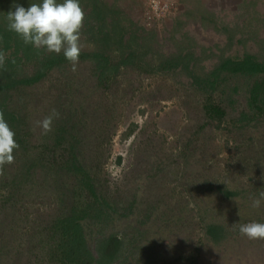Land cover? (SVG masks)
<instances>
[{"label": "rangeland", "instance_id": "374dc122", "mask_svg": "<svg viewBox=\"0 0 264 264\" xmlns=\"http://www.w3.org/2000/svg\"><path fill=\"white\" fill-rule=\"evenodd\" d=\"M18 1L0 0V84L9 85L0 88V112L19 144L0 175V264H68L52 226L74 206L101 213L86 231L103 264H264V240L239 232L264 223V199L252 207L264 191V107L250 99L264 74L220 72L214 88L192 75L246 54L264 60V0H84L82 51L102 46L98 1L117 10L127 40L137 36L122 55L106 50L110 65L131 61L107 79L88 60L76 71L67 62L31 84L21 81L36 61L20 56L28 44L6 17L14 5L42 0ZM169 59L179 64L160 69ZM53 108V131H32ZM73 155L83 169L71 165ZM210 225L221 230L210 235ZM109 238L112 259L111 247L97 251Z\"/></svg>", "mask_w": 264, "mask_h": 264}, {"label": "trees", "instance_id": "16d2710c", "mask_svg": "<svg viewBox=\"0 0 264 264\" xmlns=\"http://www.w3.org/2000/svg\"><path fill=\"white\" fill-rule=\"evenodd\" d=\"M9 3V0H7ZM24 1H18V3H22ZM26 3V2H25ZM81 5L85 6L89 5V3H84V0H80ZM23 4V3H22ZM95 9L92 11L95 13L96 20L105 23L103 26H99L96 33L102 34V37L98 39L99 43H101V48L96 51H82L79 57V60H88L91 62L95 72L99 73V78L107 79L106 74L108 72L115 73L118 71V67L123 63H128L131 61L130 54L127 57H121L119 62L114 65H110L111 54L107 53V49H113V46H116V51L119 54H123L127 47L130 44L134 43L137 39V36H130V39L127 40L125 37L126 33H129V29L125 26H122V22L120 17L114 20L112 17V13L116 14L117 10H107L104 8V3L98 1H92ZM106 9V10H104ZM111 18L109 22H107L108 18ZM103 29V30H102ZM97 35V36H98ZM96 36V37H97ZM12 40L11 36L7 38V42ZM126 42V44H125ZM129 44L127 45V43ZM32 44H28L29 47L27 50L23 51L20 56L25 57L27 60H35V68L33 73L30 76L25 77L21 82L26 84H31L42 80L47 74L56 67L65 65V63L69 62L63 52L60 54H56L54 52H46V49H34L31 47ZM33 46V45H32ZM104 46V47H103ZM113 47V48H112ZM114 50V49H113ZM115 51V50H114ZM44 54V55H43ZM160 69L163 68H172L179 64L178 61H171L170 59L163 62L161 61ZM220 72H227L231 75H243V76H256L258 74H264V60L259 61L253 55L246 54L244 58L240 60H235L232 58L225 59L216 69L209 72L206 77H199V74L193 73V78H195L196 83L200 85H204L207 88H214L216 83V78L218 77ZM109 78V77H108ZM264 80L259 82L255 81V84L250 88V99L252 104L255 105L258 109L264 107V90H261L262 84ZM5 87H9L8 84H0V88L3 89ZM217 112L223 114V111L218 108L215 109ZM64 158V156H63ZM55 161L51 162L50 167H53ZM45 166L47 167L48 162H45ZM70 163V162H67ZM72 166L75 168H82V164L77 162V158L73 155ZM82 171L81 180L82 183L87 186L90 192L95 194L94 184L92 183V178L86 175L84 170ZM101 213H95L93 210L89 209V207L85 208H77L74 206L68 212L59 216L54 222L52 229L56 233L57 241L56 245L59 249L62 250V259L68 264H103L101 260H106V257L101 259L95 257L92 252L90 246L88 245L87 239V231L86 226L87 222L98 223L101 219ZM221 230V227L218 225H210L208 227V232L210 235L215 236L218 231ZM114 239L115 237H111ZM109 239H103L99 241L97 244L98 252H105L108 247L112 248L110 258L116 253L117 244L113 243ZM108 258V260H110ZM112 259V258H111ZM62 260V261H63ZM107 263V262H106Z\"/></svg>", "mask_w": 264, "mask_h": 264}, {"label": "clouds", "instance_id": "9594fccd", "mask_svg": "<svg viewBox=\"0 0 264 264\" xmlns=\"http://www.w3.org/2000/svg\"><path fill=\"white\" fill-rule=\"evenodd\" d=\"M85 17L80 0H42V3H31L28 8L14 5V10L8 11L6 20L8 30L18 34L25 44L56 54L63 52L71 63L72 70L76 71L80 54L85 47L81 42ZM4 63L5 53L0 51V67ZM59 116V111L53 108L49 115L34 121L32 131L39 128L43 135L51 133L53 122ZM14 137V130L0 112V175L6 164L14 163V150L19 148ZM259 197L253 199L252 207H260L264 191L259 193ZM239 232L249 240H264V223L253 221L240 224Z\"/></svg>", "mask_w": 264, "mask_h": 264}, {"label": "crops", "instance_id": "0c3cea01", "mask_svg": "<svg viewBox=\"0 0 264 264\" xmlns=\"http://www.w3.org/2000/svg\"><path fill=\"white\" fill-rule=\"evenodd\" d=\"M231 2H235V1H238V0H229ZM240 2L243 1V0H239ZM245 1V0H244Z\"/></svg>", "mask_w": 264, "mask_h": 264}]
</instances>
